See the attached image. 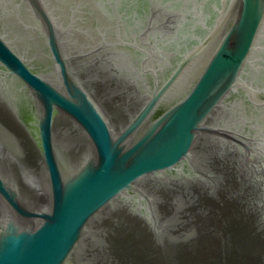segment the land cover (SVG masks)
<instances>
[{"label": "water", "instance_id": "1", "mask_svg": "<svg viewBox=\"0 0 264 264\" xmlns=\"http://www.w3.org/2000/svg\"><path fill=\"white\" fill-rule=\"evenodd\" d=\"M144 2L0 0V264H264V0Z\"/></svg>", "mask_w": 264, "mask_h": 264}, {"label": "flooded vegetation", "instance_id": "2", "mask_svg": "<svg viewBox=\"0 0 264 264\" xmlns=\"http://www.w3.org/2000/svg\"><path fill=\"white\" fill-rule=\"evenodd\" d=\"M144 1L146 2V1H148V0H144ZM145 2H144V3H145ZM133 6H134V3L131 4V5H128L127 10L130 11V12H134ZM3 132H4V131H3ZM25 143L27 144L26 141H25ZM5 144H7V142L4 141V142H2V143L0 144V146L4 148V147H5ZM7 145H8V144H7ZM27 145H28V144H27Z\"/></svg>", "mask_w": 264, "mask_h": 264}]
</instances>
